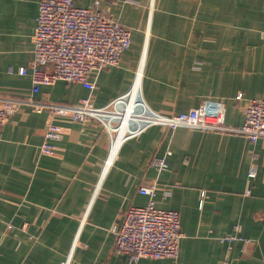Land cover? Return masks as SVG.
Segmentation results:
<instances>
[{
	"label": "crops",
	"instance_id": "crops-1",
	"mask_svg": "<svg viewBox=\"0 0 264 264\" xmlns=\"http://www.w3.org/2000/svg\"><path fill=\"white\" fill-rule=\"evenodd\" d=\"M93 2L75 0L83 7ZM100 4L130 27L132 45L118 64L92 70L93 92L59 79L43 84L37 100L75 104L89 96L103 105L142 73L144 96L155 110L176 114L205 100H222L226 124L240 127L249 101L264 98V0ZM38 10V0H0L1 96L32 93L31 74L18 70L34 57ZM51 116L21 106L1 130L0 264H62L72 251V264H264L262 140L185 126L152 127L123 142L103 175L111 152L103 126L84 127L69 121L68 113H56L66 133L53 141V154H42ZM167 148L173 153L159 173L149 161ZM154 179L157 205L179 212L180 253L134 262L115 250L112 230L130 205H146L149 196L139 187ZM233 234L238 237L226 239ZM239 237L249 239L246 246Z\"/></svg>",
	"mask_w": 264,
	"mask_h": 264
},
{
	"label": "built area",
	"instance_id": "built-area-1",
	"mask_svg": "<svg viewBox=\"0 0 264 264\" xmlns=\"http://www.w3.org/2000/svg\"><path fill=\"white\" fill-rule=\"evenodd\" d=\"M38 6L37 24L32 36L34 57L28 66L18 70L22 75L31 74L32 93L26 97L0 95V133L10 114L27 105L37 113L52 114L44 131V143L40 147L42 154H53V141L61 139L66 133L65 125L55 118L56 113H68L69 121L84 127L94 123L102 125L111 137V152L103 175L123 142L152 127L176 130L185 126L209 133L228 132L246 137L253 143L264 142V98L249 101L240 127L226 124L227 107L222 100L209 99L188 111L166 114L147 103L141 86L142 73L137 74L134 84L125 93L103 105L94 104L89 96L78 99L75 104L37 100L34 96L40 93L43 84H52L59 79L79 82L93 92L95 83L90 80L92 70L118 64L133 42L130 27L113 19L100 0H94L89 7L77 5L75 0H38ZM236 98L241 99L242 94ZM172 153L167 148L161 157L151 158L149 165L161 173L168 167V157ZM250 175L255 176L256 170L251 169ZM157 182L154 179L140 185L139 192L149 196L146 205H130L123 214V221L112 230L115 250L128 254L134 262L144 257L177 258L180 253L183 231L179 212L157 205ZM170 192L167 189L166 193ZM88 212L80 220L82 225L87 222ZM237 237L233 234L226 239ZM239 239H243L244 246L249 240ZM72 252L62 264H72Z\"/></svg>",
	"mask_w": 264,
	"mask_h": 264
}]
</instances>
